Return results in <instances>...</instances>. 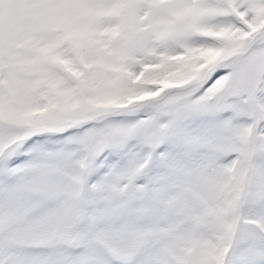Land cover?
Wrapping results in <instances>:
<instances>
[{
	"label": "snow or ice",
	"instance_id": "1",
	"mask_svg": "<svg viewBox=\"0 0 264 264\" xmlns=\"http://www.w3.org/2000/svg\"><path fill=\"white\" fill-rule=\"evenodd\" d=\"M0 264H264V0H0Z\"/></svg>",
	"mask_w": 264,
	"mask_h": 264
}]
</instances>
